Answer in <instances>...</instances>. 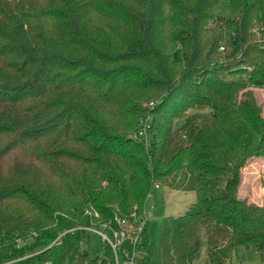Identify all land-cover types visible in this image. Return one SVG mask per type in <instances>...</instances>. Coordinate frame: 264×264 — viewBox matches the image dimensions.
Masks as SVG:
<instances>
[{
    "label": "trees",
    "instance_id": "obj_1",
    "mask_svg": "<svg viewBox=\"0 0 264 264\" xmlns=\"http://www.w3.org/2000/svg\"><path fill=\"white\" fill-rule=\"evenodd\" d=\"M263 37L264 0H0V264H114L85 231L51 243L178 175L196 202L160 264H193L203 235L206 264L264 257V194L240 195L264 157ZM149 244L147 223L136 264Z\"/></svg>",
    "mask_w": 264,
    "mask_h": 264
},
{
    "label": "rangeland",
    "instance_id": "obj_2",
    "mask_svg": "<svg viewBox=\"0 0 264 264\" xmlns=\"http://www.w3.org/2000/svg\"><path fill=\"white\" fill-rule=\"evenodd\" d=\"M257 32V30H256ZM264 40V37L262 38ZM258 102L262 106L264 116V87L255 89ZM242 183L240 195L248 197L249 200L262 204L264 186L262 185V175L264 173V157H255L249 160L242 169ZM176 178L177 186L160 184L154 188L151 197H148L143 207V213L148 217V233L150 236V254L152 264H160L159 240L166 226L170 227L171 219L191 210L196 202V194L192 189L185 188L188 177L179 180ZM180 181V182H179ZM89 242L86 249L91 257H97L101 253L103 245L101 237L94 233H88ZM207 245L203 235L195 264H206ZM234 264H264V257L254 251L249 244L239 247L237 255L233 258Z\"/></svg>",
    "mask_w": 264,
    "mask_h": 264
},
{
    "label": "built area",
    "instance_id": "obj_3",
    "mask_svg": "<svg viewBox=\"0 0 264 264\" xmlns=\"http://www.w3.org/2000/svg\"><path fill=\"white\" fill-rule=\"evenodd\" d=\"M140 134L142 131L139 132ZM158 187H160L159 183L155 182L147 198L151 197L152 190ZM84 214L86 216L84 224L61 232L51 245L60 243L61 237L66 232L78 229L87 233L94 232L101 237L103 243L101 253L98 255L99 259L105 257L106 249H109L113 254L114 264H136L137 248L142 242V234L148 223L147 215L134 211L130 217L114 214L113 217L104 218L98 210L93 208H86ZM86 240L85 243H88L89 238L87 237Z\"/></svg>",
    "mask_w": 264,
    "mask_h": 264
},
{
    "label": "crops",
    "instance_id": "obj_4",
    "mask_svg": "<svg viewBox=\"0 0 264 264\" xmlns=\"http://www.w3.org/2000/svg\"><path fill=\"white\" fill-rule=\"evenodd\" d=\"M236 255H237V254H236ZM236 255H235V256H236ZM235 256H234V257H235ZM193 264H195V260H194V263H193ZM204 264H205V263H204ZM232 264H234V263L232 262Z\"/></svg>",
    "mask_w": 264,
    "mask_h": 264
},
{
    "label": "water",
    "instance_id": "obj_5",
    "mask_svg": "<svg viewBox=\"0 0 264 264\" xmlns=\"http://www.w3.org/2000/svg\"><path fill=\"white\" fill-rule=\"evenodd\" d=\"M86 242H87V240H86Z\"/></svg>",
    "mask_w": 264,
    "mask_h": 264
}]
</instances>
